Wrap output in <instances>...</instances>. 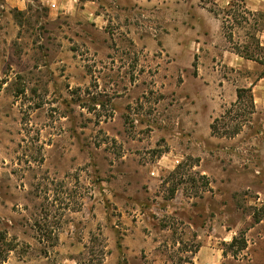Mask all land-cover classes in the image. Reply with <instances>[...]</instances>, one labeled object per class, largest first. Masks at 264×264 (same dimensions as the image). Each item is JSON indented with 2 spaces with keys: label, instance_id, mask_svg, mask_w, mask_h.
Masks as SVG:
<instances>
[{
  "label": "rangeland",
  "instance_id": "1",
  "mask_svg": "<svg viewBox=\"0 0 264 264\" xmlns=\"http://www.w3.org/2000/svg\"><path fill=\"white\" fill-rule=\"evenodd\" d=\"M77 1L0 0V264H264V0Z\"/></svg>",
  "mask_w": 264,
  "mask_h": 264
},
{
  "label": "crops",
  "instance_id": "2",
  "mask_svg": "<svg viewBox=\"0 0 264 264\" xmlns=\"http://www.w3.org/2000/svg\"><path fill=\"white\" fill-rule=\"evenodd\" d=\"M59 1V3H57ZM246 7L251 11H256L255 2L256 0H247ZM10 3H16L22 9L25 8L26 0H8ZM40 2L44 5H51L53 8H57L66 11L69 14H74L77 10V0H40ZM93 2H90V4ZM224 66L226 68H230L235 73L239 72L240 79H242L241 85L231 84L229 80H227L224 76L222 77L223 84L221 90L224 95H222L221 99L224 103H233L237 102V90L238 89H251L254 105L258 110H264V75L255 76V73L259 71V66L256 62L250 61L244 56L231 51H226L225 60L223 61ZM224 68V69H226ZM243 70H245L243 74ZM244 76H243V75Z\"/></svg>",
  "mask_w": 264,
  "mask_h": 264
},
{
  "label": "trees",
  "instance_id": "3",
  "mask_svg": "<svg viewBox=\"0 0 264 264\" xmlns=\"http://www.w3.org/2000/svg\"><path fill=\"white\" fill-rule=\"evenodd\" d=\"M249 98V102L252 106H254V100H253V95H252V90L251 89H238L237 90V102H240L242 99L244 98ZM219 119H215L214 123L211 125V130L213 133H218L219 132V128L217 126V124L219 123ZM261 221V218H258L257 222H260ZM2 237H0V241H1ZM237 242V239L234 238L233 239V243L232 245H234V243ZM246 246H244L245 248ZM11 251V250H9Z\"/></svg>",
  "mask_w": 264,
  "mask_h": 264
}]
</instances>
